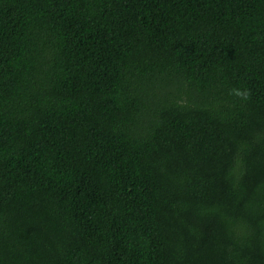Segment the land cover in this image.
<instances>
[{"label":"trees","instance_id":"trees-1","mask_svg":"<svg viewBox=\"0 0 264 264\" xmlns=\"http://www.w3.org/2000/svg\"><path fill=\"white\" fill-rule=\"evenodd\" d=\"M0 264H264V0H0Z\"/></svg>","mask_w":264,"mask_h":264},{"label":"clouds","instance_id":"clouds-1","mask_svg":"<svg viewBox=\"0 0 264 264\" xmlns=\"http://www.w3.org/2000/svg\"><path fill=\"white\" fill-rule=\"evenodd\" d=\"M230 94L240 98L242 101L249 100L250 96H251L250 90H248V89H238V88L231 89L230 90Z\"/></svg>","mask_w":264,"mask_h":264}]
</instances>
